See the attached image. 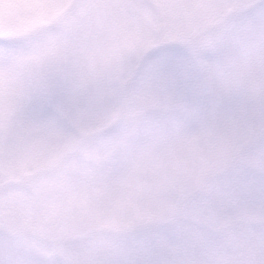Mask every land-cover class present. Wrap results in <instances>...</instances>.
<instances>
[{
	"label": "rangeland",
	"instance_id": "374dc122",
	"mask_svg": "<svg viewBox=\"0 0 264 264\" xmlns=\"http://www.w3.org/2000/svg\"><path fill=\"white\" fill-rule=\"evenodd\" d=\"M163 2L0 0V40L18 42L0 45V152L11 146L13 161L7 177L30 182L46 204L80 194L52 219L44 210L27 222L0 219V264H166L192 255L195 218L171 226L189 185L180 151L183 112L165 107L143 80L158 49L143 60L136 54L164 30ZM216 2L223 7L203 15L210 30L236 26L234 55L245 66L231 86L246 109L243 151L254 154L264 100L254 58L261 4ZM122 79L125 90L116 96L113 84ZM48 85L87 111L42 134L35 125L54 114Z\"/></svg>",
	"mask_w": 264,
	"mask_h": 264
},
{
	"label": "snow or ice",
	"instance_id": "6c2138e0",
	"mask_svg": "<svg viewBox=\"0 0 264 264\" xmlns=\"http://www.w3.org/2000/svg\"><path fill=\"white\" fill-rule=\"evenodd\" d=\"M260 4L261 40L254 58L264 81V0ZM222 7L216 0H164L158 13L164 30L136 53L143 60L150 48L158 49L143 80L165 107L183 112L180 151L189 185L185 206L171 226L195 218L199 228L192 255L166 264H264V100L253 132L259 146L247 154L243 151L246 109L231 86L245 66L234 55L236 26L222 25L213 31L203 15ZM17 43L0 40L7 48ZM210 55L217 59H209ZM126 83L122 79L113 84L116 96L123 94ZM48 99L54 114L35 125L42 134L62 130L64 123L74 124L87 111L83 102L58 99L54 85H48ZM11 154L9 145L0 152V219L27 222L41 210L52 219L72 208L79 193L46 204L30 182H11L7 177Z\"/></svg>",
	"mask_w": 264,
	"mask_h": 264
}]
</instances>
